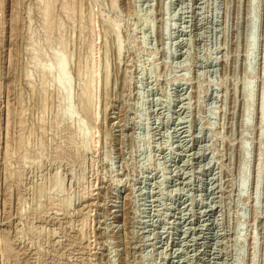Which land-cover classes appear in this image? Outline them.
I'll list each match as a JSON object with an SVG mask.
<instances>
[{"label":"rangeland","instance_id":"obj_1","mask_svg":"<svg viewBox=\"0 0 264 264\" xmlns=\"http://www.w3.org/2000/svg\"><path fill=\"white\" fill-rule=\"evenodd\" d=\"M0 264H264V0H0Z\"/></svg>","mask_w":264,"mask_h":264},{"label":"bare ground","instance_id":"obj_2","mask_svg":"<svg viewBox=\"0 0 264 264\" xmlns=\"http://www.w3.org/2000/svg\"><path fill=\"white\" fill-rule=\"evenodd\" d=\"M61 61V60H60ZM59 61V58H58V61H57V69H58V71L59 72H61L62 70H63V65H62V63ZM65 68V67H64ZM63 73H64V70H63ZM61 74H62V72H61ZM54 75V74H53ZM55 75H56V72H55ZM62 76H65V75H62ZM56 80V79H55ZM65 80V79H64ZM61 84H62V82H61ZM60 84V85H61ZM68 85V82H66L65 83V81H64V85ZM69 86V85H68ZM61 87H63V86H61ZM64 87H66L67 88V86H64ZM63 87V88H64ZM68 89V88H67ZM63 91H65V90H63ZM66 93H68V92H66Z\"/></svg>","mask_w":264,"mask_h":264}]
</instances>
